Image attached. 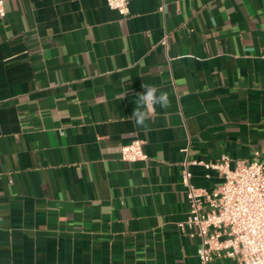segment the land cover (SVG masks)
I'll use <instances>...</instances> for the list:
<instances>
[{
    "label": "crops",
    "instance_id": "obj_1",
    "mask_svg": "<svg viewBox=\"0 0 264 264\" xmlns=\"http://www.w3.org/2000/svg\"><path fill=\"white\" fill-rule=\"evenodd\" d=\"M0 2V264H201L183 172L264 162V0ZM142 84L170 103L137 127Z\"/></svg>",
    "mask_w": 264,
    "mask_h": 264
},
{
    "label": "built area",
    "instance_id": "obj_2",
    "mask_svg": "<svg viewBox=\"0 0 264 264\" xmlns=\"http://www.w3.org/2000/svg\"><path fill=\"white\" fill-rule=\"evenodd\" d=\"M105 1L119 14H128L131 0ZM0 13L4 16L3 2ZM121 158L128 163L146 160L143 142L135 140L123 147ZM231 163L228 155L216 162H192L222 177L223 182L212 192L192 184L193 174L185 164L183 185L191 210L178 227L199 238L201 264H210L216 258L233 259L237 264H264V162L258 158L237 161L234 168Z\"/></svg>",
    "mask_w": 264,
    "mask_h": 264
},
{
    "label": "clouds",
    "instance_id": "obj_3",
    "mask_svg": "<svg viewBox=\"0 0 264 264\" xmlns=\"http://www.w3.org/2000/svg\"><path fill=\"white\" fill-rule=\"evenodd\" d=\"M141 88L143 91L136 93L135 108L130 115L137 127L145 126L146 121L155 115L157 106L166 109L170 103L168 94L156 86L142 84Z\"/></svg>",
    "mask_w": 264,
    "mask_h": 264
}]
</instances>
